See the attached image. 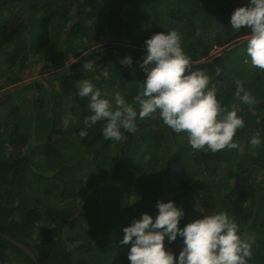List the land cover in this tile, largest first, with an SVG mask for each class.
Instances as JSON below:
<instances>
[{"label": "trees", "instance_id": "trees-1", "mask_svg": "<svg viewBox=\"0 0 264 264\" xmlns=\"http://www.w3.org/2000/svg\"><path fill=\"white\" fill-rule=\"evenodd\" d=\"M248 3L0 0V88L15 84L0 90V231L27 245L41 264H130L123 228L145 212L155 218L157 202L171 200L185 213L179 227L227 211L242 235L255 238L248 264H264V70L246 54L248 28L237 32L230 23ZM172 29L192 70L203 71L217 99L243 117L238 148L195 150L158 112L137 117L135 132L122 128L120 141L104 139L106 121L81 137L91 113L88 98L76 95L78 82L90 79L110 100L120 92L139 111L134 98L146 78L145 41ZM71 55L75 61L65 69ZM127 56L131 65L121 63ZM55 60L61 64L45 75ZM85 60L93 70H83ZM34 65L41 77L23 81ZM236 81L256 105L235 95ZM253 135L259 147L250 144ZM182 243L165 238L177 256ZM0 264L35 261L0 235Z\"/></svg>", "mask_w": 264, "mask_h": 264}, {"label": "clouds", "instance_id": "clouds-1", "mask_svg": "<svg viewBox=\"0 0 264 264\" xmlns=\"http://www.w3.org/2000/svg\"><path fill=\"white\" fill-rule=\"evenodd\" d=\"M230 23L237 32L242 26L248 28L250 37L246 54L254 67L264 70V0H249L247 6L237 7ZM145 46L147 51L140 66L146 78L141 82L142 91L134 98L139 111L120 92L110 100L90 79H83L78 82L76 95L88 98L91 114L85 117V127L79 135L85 137L89 127L98 121H106L104 139L120 141L125 138L122 128L135 132L137 117L142 120L158 112L163 123L175 133L187 134L189 144L195 150L215 153L225 148H238L234 136L244 127L243 117L235 108L229 110L217 99V89L215 85L209 86V77L203 71L192 70L193 62L183 51L180 33L174 29L156 32L146 39ZM121 63L131 65L132 57H125ZM70 66L71 63H66L65 69ZM94 67L92 60L83 63L86 72ZM235 95L249 106L258 103L240 81H236ZM249 110L256 114L254 107ZM261 143L258 135L250 139L253 147H259ZM156 206L158 214L155 218L145 212L123 228L120 243H131L130 264H248L255 238L242 235L239 225L227 211L203 214L179 227L185 215L183 209L171 200L158 201ZM178 236L183 243L177 256L166 249L165 238L172 243ZM33 253L35 264H41L38 255Z\"/></svg>", "mask_w": 264, "mask_h": 264}, {"label": "rangeland", "instance_id": "rangeland-1", "mask_svg": "<svg viewBox=\"0 0 264 264\" xmlns=\"http://www.w3.org/2000/svg\"><path fill=\"white\" fill-rule=\"evenodd\" d=\"M219 50V49H218ZM218 50H215L211 53V55H213L214 52L218 51ZM102 55L99 56V58H101ZM75 61V59L72 57V55L70 56V59L67 63H71ZM61 64L59 61L55 60L53 62V64L51 65V69L45 74V75H49V74H52L53 73V70H55V68H57V66ZM39 69L35 67V65L33 67H30L28 69V71H25V73L23 74V76L26 78L24 79L23 81H28L29 79H36V78H40L41 75L39 74ZM43 76V74H42ZM15 84H11V83H5L1 88L0 90H5L6 88H12ZM2 93V92H1ZM3 95V94H2ZM198 202H201V199H198L197 200ZM100 238L101 239H104V236L100 235ZM98 239H96L97 241Z\"/></svg>", "mask_w": 264, "mask_h": 264}, {"label": "water", "instance_id": "water-1", "mask_svg": "<svg viewBox=\"0 0 264 264\" xmlns=\"http://www.w3.org/2000/svg\"><path fill=\"white\" fill-rule=\"evenodd\" d=\"M0 235L6 237V238H8V239H10L11 241H13V242L17 243L18 245H20L21 247H23L25 250H27V251L30 253V255H31L33 258L36 257L35 254H34V253H33L28 247H26L23 243L16 241V240H15L12 236H10L9 234H6V233L0 231Z\"/></svg>", "mask_w": 264, "mask_h": 264}]
</instances>
